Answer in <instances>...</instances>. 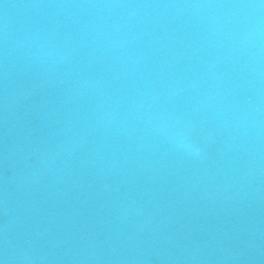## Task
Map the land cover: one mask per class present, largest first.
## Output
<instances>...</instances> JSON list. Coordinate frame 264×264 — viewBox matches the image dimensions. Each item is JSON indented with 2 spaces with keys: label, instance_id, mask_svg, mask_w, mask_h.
<instances>
[{
  "label": "water",
  "instance_id": "95a60500",
  "mask_svg": "<svg viewBox=\"0 0 264 264\" xmlns=\"http://www.w3.org/2000/svg\"><path fill=\"white\" fill-rule=\"evenodd\" d=\"M237 2L0 0V264H264V10L89 6Z\"/></svg>",
  "mask_w": 264,
  "mask_h": 264
},
{
  "label": "clouds",
  "instance_id": "9594fccd",
  "mask_svg": "<svg viewBox=\"0 0 264 264\" xmlns=\"http://www.w3.org/2000/svg\"><path fill=\"white\" fill-rule=\"evenodd\" d=\"M90 7H105V8H177V7H196V8H234L241 10H248L250 12L249 16H259L261 10H264V0H240L237 3L230 4H192V5H181V4H149V3H139V4H103V5H89ZM257 38L261 34V24L257 23L256 28L253 29Z\"/></svg>",
  "mask_w": 264,
  "mask_h": 264
}]
</instances>
